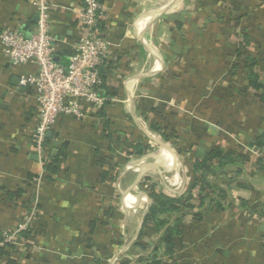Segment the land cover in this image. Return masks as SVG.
Instances as JSON below:
<instances>
[{"label": "crops", "instance_id": "0c3cea01", "mask_svg": "<svg viewBox=\"0 0 264 264\" xmlns=\"http://www.w3.org/2000/svg\"><path fill=\"white\" fill-rule=\"evenodd\" d=\"M80 2L51 0L54 59L62 65L68 64L78 39ZM100 3L101 22L110 43L103 59L106 84L113 95L101 90L100 112L88 111L82 119L57 118L45 139L48 161L65 151L57 173L46 171L35 150L36 93L18 84L21 73H34L36 67H12L0 48V232L6 237L29 211L36 176L40 187L39 234L29 248L19 237L11 257L20 264H93L97 255L116 264L111 261H117L136 239L150 202L143 179L149 178L171 196L167 188L174 196L183 193L192 180L190 152L193 156L203 143L238 146L251 162L225 187L229 207L211 211L196 232L185 238L176 259L188 264H264V168H257L259 154L248 145L264 127V103L247 88L244 70L245 94L235 96L241 86L234 83L241 78L228 72L233 52L226 45L235 43L239 30L225 39L219 20L225 10L241 9V1ZM242 4L243 11L251 10L243 17V30L250 37L247 50L255 54L264 48V0H243ZM36 22L32 0H0V31L16 26L30 35ZM256 70L264 78L263 57ZM153 107L176 130V144L151 131L156 119L149 112ZM105 122L110 138L105 136ZM126 140H139L152 149L157 144L158 149L141 156L127 154ZM104 157L111 178L100 181L101 168L95 161ZM169 160L165 166L163 161ZM159 167L171 172L165 182L161 176L156 178L162 174ZM214 180L227 185L224 179ZM237 182H243V188ZM141 201L145 208L136 216ZM109 208L110 214L104 215ZM101 218L107 224H97L90 231L89 222ZM155 237L149 231L143 241ZM4 262L0 257V264Z\"/></svg>", "mask_w": 264, "mask_h": 264}, {"label": "trees", "instance_id": "16d2710c", "mask_svg": "<svg viewBox=\"0 0 264 264\" xmlns=\"http://www.w3.org/2000/svg\"><path fill=\"white\" fill-rule=\"evenodd\" d=\"M240 1L241 9L237 11L228 9L219 16V20L223 23L222 35L225 39L229 38L236 28L239 30L235 43L226 45L227 47L230 46L233 52L228 72L231 76L241 78V82L234 83V85L241 86L240 89L235 91L237 98L243 97L246 91H243L244 70L246 72L247 88L252 90L260 102L264 103V78L256 70L260 57L264 58V48L258 49L255 54L248 52L247 47L249 46L250 37L246 30H243V17L248 15L251 10L243 11V0ZM99 25L103 27L101 21ZM176 25L180 27L179 22ZM104 64L105 61L103 60L98 68L102 81L99 88L113 95V92L110 91L111 88L106 84L107 66L104 67ZM98 112H100V109ZM149 112L156 115V119L152 120L150 125L151 131L176 144V140L179 139L176 130L167 122H163V117L156 108H151ZM107 125L108 123L105 122V136L110 138V134L106 132ZM123 145L127 154L136 156H141L152 149L150 144H144L139 140H126ZM248 145L256 148L259 154L257 168H264V127L249 140ZM64 152L52 156L51 160L45 163L46 171L52 174L59 171L60 164L65 157ZM190 153L189 166L192 180L183 193L171 196L157 189L149 178L145 177L143 179L150 202L136 239L119 256L120 260L116 264H188V261L176 259V252L183 247L185 238L196 232L200 223L208 217L211 211H221L229 207V190L225 187H228L232 179L242 172L243 165L246 167L249 165L251 159H249L248 154H243L238 146L224 148L220 145L206 146L203 143L197 146L193 156L192 152ZM95 163L101 168L100 181L111 178L109 175L111 167L105 157L97 159ZM214 178L226 180L227 185L221 186L215 182ZM236 185L240 188L244 186L243 182H237ZM240 203H243V199H240ZM37 207L40 208V204ZM110 209L104 210V215H109ZM38 221L37 218L32 226L18 232V236L25 240L24 245L27 248L31 247L33 240L39 234ZM97 224H107V220L101 218L90 221V231H93ZM149 231L154 233L156 237L145 242L143 237L148 235ZM5 237L0 232V257L5 260L4 264H20L17 259L11 257V252L17 249L15 243L4 241ZM26 257H29V255ZM100 257L95 255L92 261L93 264H108L107 260Z\"/></svg>", "mask_w": 264, "mask_h": 264}, {"label": "built area", "instance_id": "2783aa9c", "mask_svg": "<svg viewBox=\"0 0 264 264\" xmlns=\"http://www.w3.org/2000/svg\"><path fill=\"white\" fill-rule=\"evenodd\" d=\"M37 22L35 32L24 34L16 26L0 31L1 53L12 67L33 65L34 73H21L19 86L36 93L38 122L32 131L35 150L44 166L48 161L47 133L58 117L67 115L82 119L88 111L102 105L99 88L102 83L99 66L108 54L109 40L100 27L102 7L99 0H81L77 12L78 39L71 47L67 65L54 59V36L51 23V0H32ZM29 211L4 241L17 244L20 230L33 225L39 216V178L32 181ZM1 244V243H0ZM115 259L111 261L113 263Z\"/></svg>", "mask_w": 264, "mask_h": 264}, {"label": "rangeland", "instance_id": "374dc122", "mask_svg": "<svg viewBox=\"0 0 264 264\" xmlns=\"http://www.w3.org/2000/svg\"><path fill=\"white\" fill-rule=\"evenodd\" d=\"M167 144H170V142L167 143ZM156 149H158V146H157V144H154L152 150L155 151ZM152 153L154 154L155 152H152ZM153 156H154V155H153ZM176 158H177V157H176ZM149 160H151V159L149 158ZM178 161H179V160H178ZM178 161H177V162H178ZM152 162H153V161H152ZM169 163H170V160L167 161V162H166V161H163V164H164L165 166L169 165ZM179 163H180V162H179ZM179 168H181V166H180ZM157 171H159V172L162 173V174L157 175L156 178L159 179V176H161V179H163L164 182L166 181V178H165V177H166V176L169 177V175H170V173H171V172L165 171L164 168H160V167L158 168ZM151 172H153V171H151ZM151 172H148V173H151ZM144 174H147V173H144ZM144 174H143V176H146V175H144ZM152 174H153V173H152ZM164 178H165V179H164ZM166 184H168V183H167V182L164 183V185H166ZM166 186L168 187V185H166ZM167 190H168V191H167L168 193H172V196L175 195L174 192L169 191V188H167ZM176 195H177V194H176ZM145 204H146L145 201H141V203H140V207H139V210H141V211H140V212H137V211H136V216H137L138 214H140V213L144 210V208H145ZM126 243H127V242H126ZM119 260H120V258H117V261H113V263H114V262H118Z\"/></svg>", "mask_w": 264, "mask_h": 264}, {"label": "water", "instance_id": "95a60500", "mask_svg": "<svg viewBox=\"0 0 264 264\" xmlns=\"http://www.w3.org/2000/svg\"><path fill=\"white\" fill-rule=\"evenodd\" d=\"M101 93H102V92L100 91V95H101ZM49 133H50V132H48V134H49Z\"/></svg>", "mask_w": 264, "mask_h": 264}]
</instances>
